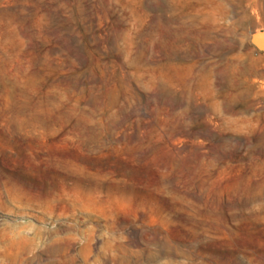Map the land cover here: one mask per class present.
I'll use <instances>...</instances> for the list:
<instances>
[{"label":"rangeland","instance_id":"rangeland-1","mask_svg":"<svg viewBox=\"0 0 264 264\" xmlns=\"http://www.w3.org/2000/svg\"><path fill=\"white\" fill-rule=\"evenodd\" d=\"M263 32L264 0H0V264H264Z\"/></svg>","mask_w":264,"mask_h":264},{"label":"water","instance_id":"water-1","mask_svg":"<svg viewBox=\"0 0 264 264\" xmlns=\"http://www.w3.org/2000/svg\"><path fill=\"white\" fill-rule=\"evenodd\" d=\"M257 39H258V41H259L260 44H264V41L263 40H260L259 38H257Z\"/></svg>","mask_w":264,"mask_h":264},{"label":"bare ground","instance_id":"bare-ground-1","mask_svg":"<svg viewBox=\"0 0 264 264\" xmlns=\"http://www.w3.org/2000/svg\"><path fill=\"white\" fill-rule=\"evenodd\" d=\"M264 33V32H263ZM264 37V36H263Z\"/></svg>","mask_w":264,"mask_h":264}]
</instances>
